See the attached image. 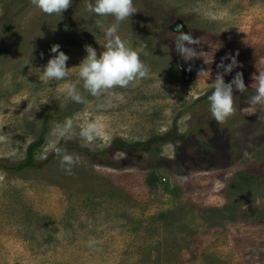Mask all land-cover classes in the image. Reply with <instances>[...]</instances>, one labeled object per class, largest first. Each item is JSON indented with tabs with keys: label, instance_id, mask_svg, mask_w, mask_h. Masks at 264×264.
Listing matches in <instances>:
<instances>
[{
	"label": "rangeland",
	"instance_id": "obj_1",
	"mask_svg": "<svg viewBox=\"0 0 264 264\" xmlns=\"http://www.w3.org/2000/svg\"><path fill=\"white\" fill-rule=\"evenodd\" d=\"M89 2L48 15L0 0V264H264V104L251 103L264 0H134L118 34L148 75L99 97L77 66L116 21ZM181 33L199 41L192 60L176 50ZM57 43L70 75L42 81ZM229 54L225 82L242 72L247 91L234 88L236 110L218 122L208 97ZM91 122L102 127L88 140Z\"/></svg>",
	"mask_w": 264,
	"mask_h": 264
},
{
	"label": "clouds",
	"instance_id": "obj_2",
	"mask_svg": "<svg viewBox=\"0 0 264 264\" xmlns=\"http://www.w3.org/2000/svg\"><path fill=\"white\" fill-rule=\"evenodd\" d=\"M34 7L43 13L52 15L60 14L68 9L72 0H31ZM134 0H95L94 3L87 4V11L98 17L112 16L115 23L104 29L105 44L103 51L99 54L97 49L91 45H86V55L79 63L78 77L83 82V88L92 96L99 97L110 90L125 88L130 83L148 75L149 69L141 59L142 49H135L121 38L118 34L120 22L127 20L137 12ZM199 41L191 35L179 34L175 37L177 52L185 61L192 60L194 49L191 45ZM53 55L40 69V79L42 81H63L69 77V67L67 61L69 56L61 50V46L53 44L51 49ZM231 63L225 64L224 60L229 59ZM238 66L236 56L226 55L222 58L219 68L223 69L215 78L214 90L209 95L210 112L218 122L228 119L234 112V88L240 93L247 91L243 73L237 72L231 82H225L224 74H230ZM257 77H254V80ZM67 97L76 102H84V97L75 85H70L65 89ZM251 103L264 104V74L259 76V83L255 94L251 97ZM72 122L67 121L62 128L58 127L56 134L64 136ZM99 122L88 123L81 135L88 140H92L100 131ZM63 162L71 165L74 160L71 155L65 154Z\"/></svg>",
	"mask_w": 264,
	"mask_h": 264
},
{
	"label": "trees",
	"instance_id": "obj_3",
	"mask_svg": "<svg viewBox=\"0 0 264 264\" xmlns=\"http://www.w3.org/2000/svg\"><path fill=\"white\" fill-rule=\"evenodd\" d=\"M34 147H36V145H34L33 148H34ZM33 165H35V163H34V161H33V158L30 157L29 162H27V163H23V164H21V165L19 166V170L25 169L26 167L33 166Z\"/></svg>",
	"mask_w": 264,
	"mask_h": 264
}]
</instances>
